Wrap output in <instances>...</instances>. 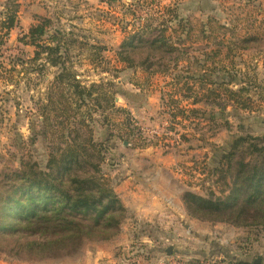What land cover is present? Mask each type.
I'll use <instances>...</instances> for the list:
<instances>
[{
    "label": "rangeland",
    "instance_id": "374dc122",
    "mask_svg": "<svg viewBox=\"0 0 264 264\" xmlns=\"http://www.w3.org/2000/svg\"><path fill=\"white\" fill-rule=\"evenodd\" d=\"M13 11L15 27L7 31L2 24ZM43 22L46 37L70 33L66 61L78 81L115 95L109 111L92 101L81 108L103 148L104 175L116 189L130 170L164 167L158 194L171 204L153 218L127 209L113 237L87 240L68 255H18L13 248L34 238L1 235L0 264L85 256L88 264H264L262 226L199 218L183 201L186 192L220 195L227 188L213 172L224 150L237 136H264V0H0V174L21 161L44 169L59 137L43 134L41 108L60 69L39 74L44 61L33 62L36 48L21 41ZM147 26L157 31L150 39L164 30L176 51L139 45L128 67L120 47ZM147 57L151 71L140 66Z\"/></svg>",
    "mask_w": 264,
    "mask_h": 264
},
{
    "label": "trees",
    "instance_id": "16d2710c",
    "mask_svg": "<svg viewBox=\"0 0 264 264\" xmlns=\"http://www.w3.org/2000/svg\"><path fill=\"white\" fill-rule=\"evenodd\" d=\"M16 12L3 22L5 30L15 27ZM48 24L32 26L21 41L36 48L33 62L44 61L37 68L39 74L47 67L60 69L41 108L43 134L59 137L44 169L35 162L21 161L19 169L0 174V236L34 238L18 243L13 250L39 259L72 254L87 240L113 237L127 214L111 180L103 173V148L95 142L86 114L81 111L88 101L103 112L114 109L115 95L105 85L87 87L78 81L66 61L70 33L56 31L46 37ZM154 33L157 31L147 26L126 38L120 47V60L133 67L136 61L131 58L132 51L139 45L152 52L176 51L164 30L150 39ZM140 66L151 71L154 65L147 57ZM213 175L227 189L220 195L211 192L208 197L186 192L183 201L188 211L199 218L239 227L264 228V136L235 137ZM257 262L235 264H262Z\"/></svg>",
    "mask_w": 264,
    "mask_h": 264
},
{
    "label": "crops",
    "instance_id": "0c3cea01",
    "mask_svg": "<svg viewBox=\"0 0 264 264\" xmlns=\"http://www.w3.org/2000/svg\"><path fill=\"white\" fill-rule=\"evenodd\" d=\"M163 172L164 167H154L150 170H142V172L141 170H130L127 173L130 174L129 178L121 182L115 189L125 207L132 212L135 218H153L157 214H163L162 212L168 210L164 207L170 206L171 202L167 200L166 202L163 201L161 203L162 200H160L158 194L160 192L158 183L160 182L157 177ZM140 175L143 177L146 176L145 179L141 178ZM151 179V183L146 182ZM165 213H167V211ZM113 253L114 252L107 253V257H116ZM103 255H106V253H103ZM93 256L95 262H101L102 255H98L97 252V255L95 253ZM115 261L117 263L118 260L116 259ZM89 262H91V259L88 256H85V259L80 257L77 259H69L67 262H54L49 260L35 264H88Z\"/></svg>",
    "mask_w": 264,
    "mask_h": 264
}]
</instances>
